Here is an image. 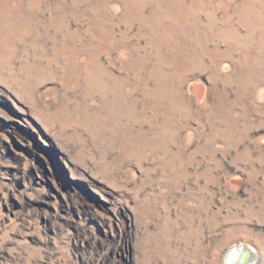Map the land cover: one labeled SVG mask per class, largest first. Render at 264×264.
Here are the masks:
<instances>
[{
	"label": "rangeland",
	"instance_id": "rangeland-1",
	"mask_svg": "<svg viewBox=\"0 0 264 264\" xmlns=\"http://www.w3.org/2000/svg\"><path fill=\"white\" fill-rule=\"evenodd\" d=\"M238 243L264 264V0H0V264Z\"/></svg>",
	"mask_w": 264,
	"mask_h": 264
},
{
	"label": "bare ground",
	"instance_id": "bare-ground-1",
	"mask_svg": "<svg viewBox=\"0 0 264 264\" xmlns=\"http://www.w3.org/2000/svg\"><path fill=\"white\" fill-rule=\"evenodd\" d=\"M259 258L260 255L251 250L250 247L238 243L229 248L224 257V264H254Z\"/></svg>",
	"mask_w": 264,
	"mask_h": 264
}]
</instances>
